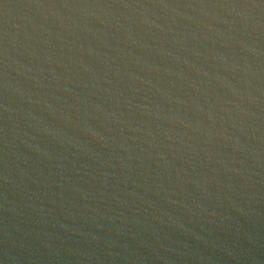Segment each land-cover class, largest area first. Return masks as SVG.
Masks as SVG:
<instances>
[{"label": "water", "instance_id": "water-1", "mask_svg": "<svg viewBox=\"0 0 264 264\" xmlns=\"http://www.w3.org/2000/svg\"><path fill=\"white\" fill-rule=\"evenodd\" d=\"M0 264H264V0H0Z\"/></svg>", "mask_w": 264, "mask_h": 264}]
</instances>
